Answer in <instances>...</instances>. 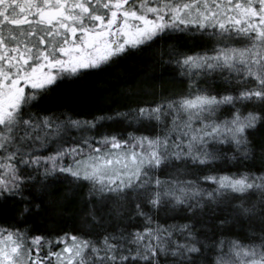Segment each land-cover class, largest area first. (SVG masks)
Masks as SVG:
<instances>
[{
	"label": "snow or ice",
	"instance_id": "1",
	"mask_svg": "<svg viewBox=\"0 0 264 264\" xmlns=\"http://www.w3.org/2000/svg\"><path fill=\"white\" fill-rule=\"evenodd\" d=\"M0 264H264V0H0Z\"/></svg>",
	"mask_w": 264,
	"mask_h": 264
},
{
	"label": "trees",
	"instance_id": "2",
	"mask_svg": "<svg viewBox=\"0 0 264 264\" xmlns=\"http://www.w3.org/2000/svg\"><path fill=\"white\" fill-rule=\"evenodd\" d=\"M130 80L122 71L117 68L107 69L105 73L86 77L84 80L64 86L65 90L56 94V102H59L65 95L71 94L74 103L92 107L102 104L105 97L121 86L129 83Z\"/></svg>",
	"mask_w": 264,
	"mask_h": 264
}]
</instances>
